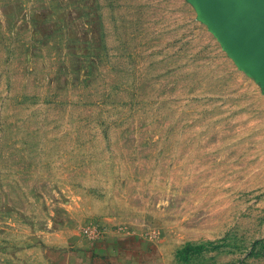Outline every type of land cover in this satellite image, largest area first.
<instances>
[{
    "label": "rangeland",
    "instance_id": "374dc122",
    "mask_svg": "<svg viewBox=\"0 0 264 264\" xmlns=\"http://www.w3.org/2000/svg\"><path fill=\"white\" fill-rule=\"evenodd\" d=\"M0 264H264V72L200 0H0Z\"/></svg>",
    "mask_w": 264,
    "mask_h": 264
},
{
    "label": "water",
    "instance_id": "95a60500",
    "mask_svg": "<svg viewBox=\"0 0 264 264\" xmlns=\"http://www.w3.org/2000/svg\"><path fill=\"white\" fill-rule=\"evenodd\" d=\"M240 53L264 72V0H200Z\"/></svg>",
    "mask_w": 264,
    "mask_h": 264
}]
</instances>
